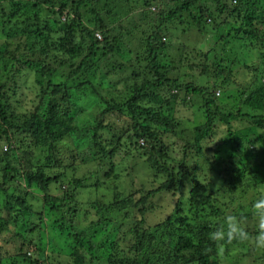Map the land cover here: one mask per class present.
I'll return each mask as SVG.
<instances>
[{"label":"trees","instance_id":"obj_1","mask_svg":"<svg viewBox=\"0 0 264 264\" xmlns=\"http://www.w3.org/2000/svg\"><path fill=\"white\" fill-rule=\"evenodd\" d=\"M157 2L166 3L167 8L175 5L167 13L159 12V24L153 21L156 15L150 11ZM125 3L127 1L123 0H0V141L4 143L0 151V208L10 213L7 220L0 222V234L12 233L11 240H19L20 258L14 256L11 264H18L15 263L17 259L22 264L23 261L44 264L47 260L45 250L50 246L56 250L58 242L60 251L67 253L73 264H151L153 252L145 247V236L148 241H159L163 246L160 264H173L175 258L185 264H219L214 258L218 251L209 226L201 227L196 239L181 235L171 247L164 248L167 239L175 238L178 228L172 226V219L180 213L173 212L165 220L170 228L163 224L145 227L146 216L154 208L158 196L171 193L182 198L185 190L186 203L191 208L203 209L214 203L212 195L221 191V184L235 187L246 181L249 172L253 175L248 179L256 184L254 175L264 168V85H256L253 89L245 87L242 93L246 98L237 113L226 111L205 88L166 78L163 71L169 74L168 67L161 64L159 55L163 45L158 46L163 44V35L170 34L169 19L189 14L201 31L207 23L219 25L218 15L236 13L240 19L237 34L245 31V27L250 28L244 32L246 36L239 47L261 55L256 60L260 67L264 63V0H132L131 6ZM136 11L135 20L141 23L124 29L120 21L129 20V14L134 15ZM146 23L151 31L148 40L131 49L128 45L134 40L132 30L140 32L141 24ZM132 50L145 51L144 63L147 62L149 68L141 75L134 74L132 66L131 71L122 64L128 63L127 57L132 56ZM184 52L190 56L196 49ZM109 54L123 62L101 66L96 58L103 59ZM203 65L195 68L201 71ZM209 69L212 70V66L205 64L203 73L206 75ZM232 73L231 70L219 73L215 87L228 90L234 82ZM122 83H126L123 99L102 94L104 87L111 86L115 91ZM183 90L187 95L202 97L206 122L191 129L189 139L184 138L180 158L174 160L170 157L169 145L163 142L165 134L169 133L167 129L171 127L172 133L174 125L164 117L163 108L170 101L178 100ZM28 97L29 107L19 109ZM113 98L119 103L113 102ZM184 100L181 99V105ZM243 108L248 111L242 113ZM111 115L121 124L117 132L115 122H105ZM19 122L20 129L29 128L31 138V143L20 146L25 152L36 151L32 162L38 165L23 174L6 162L10 153L15 157L12 155L18 145L7 137L3 128V125ZM241 122L242 126L238 124ZM219 123L225 127V144L229 146L225 161L229 162L230 177L217 176L220 185L215 187V183L200 181L197 171L214 169L215 155L208 156L205 143L219 130ZM121 147H127L126 159L134 163L132 169L145 166L152 172L154 182L163 178L155 183V189L140 190L138 200L131 194L125 197V192L116 191L111 204L92 202L85 206L75 197L87 189L86 179L75 178L66 197L59 199L47 194L50 184L59 179L63 182L69 169L75 173L90 161L98 166V162L106 159L111 164L113 178L122 179L126 166L118 168L113 163ZM188 156L191 159L187 165ZM203 164H208V169ZM106 177L111 176L106 173ZM10 180L13 183L23 181L44 195L43 211L41 208L34 210L26 199L27 194H11L5 187ZM181 198L175 208L181 207ZM69 202L85 208L90 217H96L90 219L87 232L72 220L66 224L63 217L61 221L45 222L47 210L52 213L53 209L60 210L62 204ZM213 208L214 215L219 217L220 209L215 204ZM129 209L136 210L141 217L132 223L133 226L126 227L124 222ZM239 216L232 217L246 219ZM45 223L50 236L43 239L41 233H44ZM109 226L112 229L108 231ZM78 228L81 229L77 231ZM100 235H103L101 240ZM259 235H264V231ZM125 242H130L127 249L122 248ZM24 248L26 250L22 251ZM0 264H5L4 258L0 257Z\"/></svg>","mask_w":264,"mask_h":264},{"label":"rangeland","instance_id":"obj_2","mask_svg":"<svg viewBox=\"0 0 264 264\" xmlns=\"http://www.w3.org/2000/svg\"><path fill=\"white\" fill-rule=\"evenodd\" d=\"M106 1L108 2V0ZM123 1H127L125 5H132L129 4L132 0ZM155 4L156 5L152 7L150 11L156 15L153 21L156 22V24H159V12L165 11L167 13L173 9L175 5L170 4L167 8L166 3L157 2ZM137 14L138 11H136L134 15L129 14V17L131 18L129 20L128 18H123L120 21V25H122L124 29H130V25L133 28L135 27V24H140L141 22L135 20V15ZM194 14L196 13L194 12ZM217 19V22H220L219 25H214L213 22L207 23L201 31H198L195 27L196 24L193 22V18L189 14H182L179 17L169 19L170 21L167 23L170 28L168 29L170 34L163 35L165 37L161 40L163 44H158V46L163 45L162 50L159 52L160 62L168 67L167 71L169 74H167L166 71H163L166 78L172 80L177 79L180 83L193 84L195 87L205 88L207 94L215 95L217 104L221 105L226 111L236 114L240 103L246 98V95L242 93L243 89H245V87H252L253 89L256 85H264V63L259 67V62L256 60H259L261 55L257 52L248 53L246 50H242L241 47H239L242 42L241 40L246 36L244 32L250 31V28L245 27V31L243 30L242 33L237 34L240 19L237 17L236 13L231 15H228V13L220 14ZM131 20L133 22L135 20V22L132 23L130 22ZM258 24L259 21L256 25L258 26ZM147 25V23L144 25L141 24L142 31L140 32H137L135 29L132 30L134 40L128 45L131 49H135L146 43L151 33V31H148L149 29L146 28ZM119 32L121 33L120 30ZM255 33L258 35L259 31L256 30ZM194 49H196V52L191 53L190 56L192 58L184 52L185 50L192 52ZM144 54L145 51H139V53H137L136 50L135 52L133 51L132 56L130 55L127 57L129 59H127L128 63H124L118 57L114 58L111 54L103 59L101 56H98L96 59L99 61V64L104 67L123 62L122 64H124L125 67H133L134 74H136V72L137 74H140L142 71L149 68L147 62L144 63ZM206 56L207 60L205 61ZM202 64L212 66L213 69H209V73L205 75L202 70L204 69V65L201 71H199L200 69L195 68V66L198 65L201 68ZM135 69L137 71H135ZM130 70L132 71V68H130ZM224 70H231L233 72L232 80L234 81L232 82L231 87L226 91L215 87V81L217 80L218 74ZM121 77L122 79L125 77L124 73ZM124 80L127 81L126 78H124ZM94 81H96L95 78ZM101 87L104 86L102 85ZM111 89V86L104 87L102 89V94L108 97L121 96L120 98L123 99L126 94V83L119 84L115 91H112ZM217 93L219 94L217 95ZM113 94H115V96H113ZM108 97L105 98L108 99ZM28 99L29 97L25 99L19 109L29 107L30 102ZM113 99L115 100L113 102L117 104L119 103L118 100L115 98ZM181 99H185V102L182 105L180 103ZM203 105L202 97L187 95L183 90L182 92H179L178 100L170 101L169 104L165 105L163 108L164 117L170 119L169 122L173 123L171 124L172 126L174 125L172 133L170 127L167 129L169 133L165 134L163 138L165 145H169L170 147L169 154L172 159L177 160L180 158L181 147L184 145V138L189 139L191 129L206 122ZM93 111L96 112V110ZM247 111V109L243 108L242 113H246ZM106 118V123H108V121L115 122L116 126L114 124L111 125L115 126L114 129L117 132L121 124L116 120L115 116L111 115ZM20 124V122L17 124L10 123L8 125H3V128L6 130L7 137L10 138L14 144L18 145L17 150H14L15 154L12 155L15 157H11L10 153L6 162L10 166L17 167L21 174H23V172H29L36 169L38 165H35L34 162H32V156L36 154V151L30 149L25 152L20 146L21 143H31L29 128L22 127V129H20ZM78 124L80 126L83 125L81 122ZM238 124L242 126V122L241 124ZM219 125V130H217V132L205 143V152L208 153V156L212 157L215 155L214 160L216 161L213 164L214 169H211V172L209 170L205 171L203 168L198 169L197 171L200 181L204 184L215 183V187L220 185V183H218L219 181L216 180L217 176L221 175L222 178L225 179L230 177L228 168L229 162L225 161L227 156L226 152L229 148V146L225 144V127L220 123ZM243 127L246 128V126ZM189 141L191 142V140ZM2 147H4L3 140L0 141V151ZM126 148L127 147H121L117 152L118 156L113 159V163L116 164L118 168L126 166L123 175L124 177L122 179L117 180L113 178L111 175V164L106 159L98 162V166L96 162L90 161L88 164L81 165V168L75 173L69 169L66 178L62 179L63 182L59 179L56 183L50 184L49 192L47 194L50 197L59 199L66 197V192L71 191L72 187L70 185L76 178L78 180L86 179V186H88L86 190L81 191L80 194L78 193L79 195L77 194L75 197L80 202V205L89 204L90 206V203L92 202L107 205L111 204L114 201L116 191L125 192V197L128 196V194H131L135 200H138L140 197V195H138L140 190L146 192L147 190L155 189L157 187L155 183L162 181L163 178H160L159 180L157 179L158 182H154L152 172L144 168L145 166L138 169L134 167L132 169L131 167L134 166V163L132 164L129 159H126ZM21 153L24 154L21 155ZM18 154H20V156ZM190 154L193 155V152H190ZM187 159L188 165V161H190L189 159L191 158L188 156ZM124 160L126 163H124ZM190 164L192 165L193 162ZM253 164L254 162L251 163V166H253ZM207 165L208 164H203V167L207 168ZM175 167H177V164ZM259 170V173L254 175L256 184H253L251 180L248 179V177L253 175L251 172H249V176H247L244 183L238 184L235 187H232L229 184H221V191L218 193L215 192L212 195L213 204L217 206V209H220L222 214H220L219 217L218 215H214L216 211L214 210L212 203L203 209L191 208L190 205L186 203L187 200H185V196L187 191L185 190L182 198L180 195L173 196L171 193L158 196L157 199L154 200V208H152V211L146 216L145 227L151 228L158 224H163L165 228H170L171 226H169L165 220L173 212L180 213L172 219V226L175 229L178 228L174 233L175 238L172 240L167 239L164 248L171 247L173 242H175V239L181 235H188L189 237L196 239L197 235L202 231L201 227L209 226L212 229L211 235L216 241V250L218 251L214 258L219 264H264V235H259L260 232L264 231V210H255L254 208L255 203L264 198V168ZM106 173L111 177H106ZM128 181H130L129 184ZM5 187L11 194L18 193V195L22 196L27 194L26 199L33 205L34 210L38 211L41 208L40 211H43L45 203L44 195H41L36 190L32 189V186H28L23 181L13 183L10 180L6 183ZM180 198L181 207L178 209L175 208V204ZM176 209L177 211L175 212L174 210ZM126 213L128 216L124 222V226L131 227L133 226V222H138L140 220L141 216L136 210L129 209ZM238 214H240V216H245L246 219L232 217H236ZM9 217L10 213L0 208V222L7 220ZM45 217L46 223L61 221L62 217L63 221H66V224H68L69 220H72L74 225L77 224V226H80L82 229L85 228V231L90 219H96L94 215L93 217H90V214H87L85 208L82 209L81 206L79 208L70 202L62 204L60 210L53 209L52 213H49L47 210ZM46 223L44 226V233H41L43 239L50 236L48 235L50 232L48 231L49 227H47ZM81 228H78L77 231ZM111 229L112 227L109 226L108 231ZM103 235H100V240L103 238ZM11 237L12 233L0 234V257L1 259L4 258L5 264H11L14 256L20 258L17 250L19 240L17 238L11 240ZM143 239L145 247H150L153 252L151 264H160L159 258L162 254L161 249L163 246L160 245L159 241H148L146 236ZM59 244L60 242H58V245H55L56 250L51 249V246L45 250L47 260L44 264H73L72 260L67 256V253L60 251ZM129 245L130 242H125L122 248L127 249ZM24 250L26 249L24 248L22 251ZM33 255L34 257H37L34 253ZM15 263L22 264L20 259H17ZM23 263L26 264L24 261ZM173 264L185 263L179 261V258H175Z\"/></svg>","mask_w":264,"mask_h":264},{"label":"clouds","instance_id":"obj_3","mask_svg":"<svg viewBox=\"0 0 264 264\" xmlns=\"http://www.w3.org/2000/svg\"><path fill=\"white\" fill-rule=\"evenodd\" d=\"M219 93H217L218 95ZM255 210H264V198L260 199L257 203L254 205Z\"/></svg>","mask_w":264,"mask_h":264}]
</instances>
